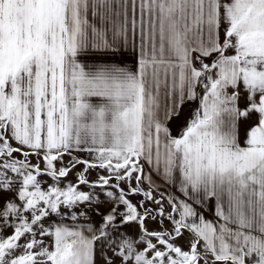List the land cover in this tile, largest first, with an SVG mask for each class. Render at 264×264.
<instances>
[{
	"label": "snow or ice",
	"instance_id": "6c2138e0",
	"mask_svg": "<svg viewBox=\"0 0 264 264\" xmlns=\"http://www.w3.org/2000/svg\"><path fill=\"white\" fill-rule=\"evenodd\" d=\"M0 264H264V0H0Z\"/></svg>",
	"mask_w": 264,
	"mask_h": 264
},
{
	"label": "crops",
	"instance_id": "0c3cea01",
	"mask_svg": "<svg viewBox=\"0 0 264 264\" xmlns=\"http://www.w3.org/2000/svg\"><path fill=\"white\" fill-rule=\"evenodd\" d=\"M123 64L126 65L127 62L124 61ZM133 64H134V59H131L129 61L130 68L133 67ZM243 103H244L243 100H241V106H243ZM184 116H190V115L188 114V115H184ZM254 122L255 121L253 120V121L241 124L240 130H239V135H240V142H241L242 145H243L245 137H246V129H248ZM175 134H176L175 130L173 129V135H175ZM204 215H205L206 219H209V220H213L214 219L213 213L211 211L205 212Z\"/></svg>",
	"mask_w": 264,
	"mask_h": 264
},
{
	"label": "rangeland",
	"instance_id": "374dc122",
	"mask_svg": "<svg viewBox=\"0 0 264 264\" xmlns=\"http://www.w3.org/2000/svg\"><path fill=\"white\" fill-rule=\"evenodd\" d=\"M131 59H134V57L131 55V54H127V55H125V56H123V57H118L117 58V60H118V62H122V63H124V61H126L127 62V66L128 67H130L129 66V61L131 60ZM192 104H193V102H189V103H187L185 106H184V110H183V115H190L191 114V112L194 110V107H197V105H198V102H196V103H194L193 104V106H192Z\"/></svg>",
	"mask_w": 264,
	"mask_h": 264
},
{
	"label": "built area",
	"instance_id": "2783aa9c",
	"mask_svg": "<svg viewBox=\"0 0 264 264\" xmlns=\"http://www.w3.org/2000/svg\"><path fill=\"white\" fill-rule=\"evenodd\" d=\"M194 104V103H193ZM193 104H192V106H193ZM194 109H195V107H194Z\"/></svg>",
	"mask_w": 264,
	"mask_h": 264
}]
</instances>
